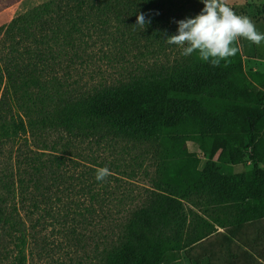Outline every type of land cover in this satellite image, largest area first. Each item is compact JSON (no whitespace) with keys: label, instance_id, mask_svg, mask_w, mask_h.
Here are the masks:
<instances>
[{"label":"trees","instance_id":"1","mask_svg":"<svg viewBox=\"0 0 264 264\" xmlns=\"http://www.w3.org/2000/svg\"><path fill=\"white\" fill-rule=\"evenodd\" d=\"M165 7L160 0H48L0 27V231L17 252L11 264H25L35 229L27 220L52 209L59 192L72 191L59 190L62 156L20 151L44 132L154 147L151 188L101 264H163L168 255L176 261L175 253L214 233L216 224L264 221V74H245L240 51L219 66L180 51L170 66L87 92L60 81L63 63L93 59L92 38L113 49L127 34L160 39L157 29L171 16L155 13ZM140 13L150 21L144 30L134 27ZM113 21L123 28L115 40L103 31ZM188 142L207 160H196ZM40 149L58 153L47 143ZM243 163L250 169L236 175L217 167ZM90 176L87 190L78 191L98 202L109 190H89L105 187L95 169ZM191 199L201 214L185 210Z\"/></svg>","mask_w":264,"mask_h":264},{"label":"rangeland","instance_id":"2","mask_svg":"<svg viewBox=\"0 0 264 264\" xmlns=\"http://www.w3.org/2000/svg\"><path fill=\"white\" fill-rule=\"evenodd\" d=\"M47 1L0 0V27ZM161 2H166V7L155 15L171 17H166V22L157 29L161 34L160 39L149 41L143 34H127L122 42H115V46L121 48L113 49L92 38L91 41L95 43L90 45V53L95 54L93 59L89 54V59L84 57L82 63H63L64 71L60 81L71 89L87 92L101 85L126 81L133 75L170 66L178 61L182 48L169 45L164 39L166 35L177 33L178 25L175 21L195 17L204 4L201 0H160ZM225 3L237 15L248 16L256 30L264 34V0H225ZM96 28V31L102 30L98 26ZM104 29L115 40L111 35L123 28L113 21ZM91 36L97 37L95 33ZM237 42L243 72L247 75L264 74V41L256 45L239 37ZM43 143L56 146L58 153L50 149L41 150ZM21 144L23 146L21 145L20 151L27 155L37 152L44 153L46 157L53 154L62 156L64 161L60 168L62 183L59 190H72L59 192L57 196L60 201L55 200L52 209L34 216L30 222L27 220L28 227L34 223L35 229L26 247L25 264H101L104 252L114 244L118 229L128 212L144 199L146 191L151 188L158 163L154 147L120 139L98 144L91 139L81 140L59 132H44L29 138L28 145ZM186 146L200 163L207 160L196 144L188 142ZM104 167L111 172L105 180V187L95 186L89 190H109L113 197L107 191V196L100 195L98 202H95L78 190H87L83 186L92 182V170ZM217 167L221 174L234 175L250 169L249 163L234 167L217 164ZM196 202L198 201L195 199L185 202V210L201 214V208ZM16 253L14 244L0 231V264H11ZM180 253L173 255L176 261H170L168 255L163 264H187L180 259Z\"/></svg>","mask_w":264,"mask_h":264},{"label":"clouds","instance_id":"3","mask_svg":"<svg viewBox=\"0 0 264 264\" xmlns=\"http://www.w3.org/2000/svg\"><path fill=\"white\" fill-rule=\"evenodd\" d=\"M203 9L192 18L175 21L177 33L166 35L164 39L169 45L182 48V56L198 55L202 61L212 66H219L221 60L227 61L239 51L234 45L239 37L246 38L256 45L264 41V34L256 30L248 16L237 15L225 0H201ZM147 23L145 15H137L136 24L144 30ZM111 175L107 167L96 169V180L104 181Z\"/></svg>","mask_w":264,"mask_h":264},{"label":"crops","instance_id":"4","mask_svg":"<svg viewBox=\"0 0 264 264\" xmlns=\"http://www.w3.org/2000/svg\"><path fill=\"white\" fill-rule=\"evenodd\" d=\"M224 223L181 251L180 259L187 264H264V221L239 227Z\"/></svg>","mask_w":264,"mask_h":264}]
</instances>
